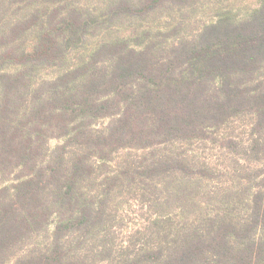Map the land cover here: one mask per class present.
I'll return each mask as SVG.
<instances>
[{
	"label": "trees",
	"instance_id": "1",
	"mask_svg": "<svg viewBox=\"0 0 264 264\" xmlns=\"http://www.w3.org/2000/svg\"><path fill=\"white\" fill-rule=\"evenodd\" d=\"M194 4L0 0V264H264V177L207 190L206 164L182 149L251 116L259 154L264 0L195 33L151 20ZM126 191L151 221L118 245L110 200Z\"/></svg>",
	"mask_w": 264,
	"mask_h": 264
},
{
	"label": "rangeland",
	"instance_id": "2",
	"mask_svg": "<svg viewBox=\"0 0 264 264\" xmlns=\"http://www.w3.org/2000/svg\"><path fill=\"white\" fill-rule=\"evenodd\" d=\"M194 3L193 8L187 6L188 8L182 11L173 12L170 18H167L168 13L166 11H162L153 14L151 20L154 26L161 25L170 29L181 24L180 32L182 34L195 33L200 25L215 19L219 11L231 9L234 13L244 15L258 7L261 0H194ZM182 23L185 29H183ZM129 24L126 23L125 25ZM132 27L130 25L124 27L121 34H129L133 29ZM55 71L56 69H51L48 74L53 75ZM107 122V119L100 120L97 127L102 128ZM250 122L251 116L235 119L227 126L228 129L210 133L207 139L182 146L183 150L192 149L189 150V154L194 160L206 164L209 174L205 181L207 190L228 192L241 186L242 183L249 184L248 176L254 178L257 176L256 179L259 182L260 178L264 177V141L260 143L259 154L252 155L249 141L250 134H252ZM59 142V140L53 139L49 145L54 147ZM245 147L250 149V155L246 153L248 151H245ZM143 152L135 149L121 150L115 155L112 162H108L106 166L99 168L96 181L101 180L107 171H115L124 162L139 160L138 158ZM242 187L246 189L245 185ZM140 194L139 191L134 193L126 191L123 195L118 194L110 200V207L115 210V215L118 217L119 225L115 229L118 245L139 229L147 226L151 221V212L147 207L149 201H146ZM199 194L204 196L203 191H200Z\"/></svg>",
	"mask_w": 264,
	"mask_h": 264
}]
</instances>
